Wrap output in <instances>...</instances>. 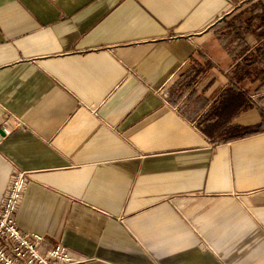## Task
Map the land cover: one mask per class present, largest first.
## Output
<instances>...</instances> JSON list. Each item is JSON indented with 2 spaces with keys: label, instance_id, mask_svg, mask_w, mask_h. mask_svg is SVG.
Returning a JSON list of instances; mask_svg holds the SVG:
<instances>
[{
  "label": "crops",
  "instance_id": "obj_1",
  "mask_svg": "<svg viewBox=\"0 0 264 264\" xmlns=\"http://www.w3.org/2000/svg\"><path fill=\"white\" fill-rule=\"evenodd\" d=\"M248 1L0 0V198L28 172L15 222L41 251L264 264V130L240 136L264 77L234 74L254 48L223 27Z\"/></svg>",
  "mask_w": 264,
  "mask_h": 264
},
{
  "label": "built area",
  "instance_id": "obj_2",
  "mask_svg": "<svg viewBox=\"0 0 264 264\" xmlns=\"http://www.w3.org/2000/svg\"><path fill=\"white\" fill-rule=\"evenodd\" d=\"M4 136L10 129H2ZM28 179V172L14 169L0 198V264H81L61 243H53L43 251L44 237L22 231L15 215L20 206Z\"/></svg>",
  "mask_w": 264,
  "mask_h": 264
},
{
  "label": "trees",
  "instance_id": "obj_3",
  "mask_svg": "<svg viewBox=\"0 0 264 264\" xmlns=\"http://www.w3.org/2000/svg\"><path fill=\"white\" fill-rule=\"evenodd\" d=\"M246 22L239 23L241 16L245 15ZM238 20V23H237ZM227 30L224 37L230 44V51L228 54L244 55L250 48H254L250 59L244 57L243 61L248 59V64L240 68L235 69L234 74L239 75L241 72H249L255 70L256 76L264 77V67H257L258 64H264V7L258 1L250 0L238 13L232 15L226 24H223ZM251 60V61H250ZM253 65V67H252ZM198 75V74H197ZM195 75V76H197ZM191 86L188 82L182 89L185 91ZM231 86V85H230ZM264 87V83L261 84L256 90H260ZM264 130V115L258 125L251 130H241L240 136L244 134L259 132Z\"/></svg>",
  "mask_w": 264,
  "mask_h": 264
},
{
  "label": "rangeland",
  "instance_id": "obj_4",
  "mask_svg": "<svg viewBox=\"0 0 264 264\" xmlns=\"http://www.w3.org/2000/svg\"><path fill=\"white\" fill-rule=\"evenodd\" d=\"M244 8V7H243ZM242 9V8H241ZM240 9V10H241ZM238 12H239V10H238ZM245 17H246V14L245 15H243V16H241V18H240V21H239V23H241V24H243L244 25V23L246 22V20H245ZM237 23H238V20H237ZM189 78L188 77H186V79L183 77V78H181V79H179L177 82H175L174 83V86L176 87V90L177 91H182V89L184 88V86H185V84L186 83H188L189 82ZM197 87L199 86V85H201V84H195ZM260 86V85H259ZM258 86V87H259ZM257 87V88H258ZM256 88V89H257ZM254 90V92L256 93V94H258L257 96H258V98H257V103L258 104H260L261 105V107H260V112L262 113V117H263V115H264V101H261V100H264V90H263V88L262 89H260V90ZM261 94H262V96H261Z\"/></svg>",
  "mask_w": 264,
  "mask_h": 264
},
{
  "label": "water",
  "instance_id": "obj_5",
  "mask_svg": "<svg viewBox=\"0 0 264 264\" xmlns=\"http://www.w3.org/2000/svg\"><path fill=\"white\" fill-rule=\"evenodd\" d=\"M4 134H5V133H3L2 130H0V140H1V138L4 136Z\"/></svg>",
  "mask_w": 264,
  "mask_h": 264
}]
</instances>
